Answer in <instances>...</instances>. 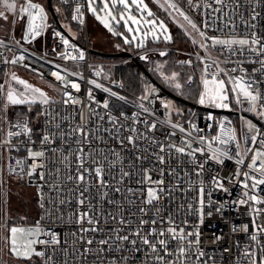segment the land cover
<instances>
[{
	"label": "built area",
	"instance_id": "2783aa9c",
	"mask_svg": "<svg viewBox=\"0 0 264 264\" xmlns=\"http://www.w3.org/2000/svg\"><path fill=\"white\" fill-rule=\"evenodd\" d=\"M91 1L59 0L56 7L53 5L59 23L49 12L46 0L31 1L44 9L40 35L33 38L28 33L29 16L25 12L20 31L13 29L9 36L0 34V68L7 77L12 68L18 67L59 88L56 98L48 104L40 103L36 124L29 116L4 117L6 90L0 89V185L8 178L23 179L34 188L37 202L34 220L0 224L6 230L24 229L23 235L32 243L13 245L5 237L6 247L11 251L15 247L21 254L31 252L39 264H160L155 257L164 255L163 250L153 253L139 241L137 246L117 241L113 229L129 235L130 240L138 239L132 235L138 227L144 230L143 235L153 227H168L167 218L171 217L173 226L193 235L185 241L164 237L169 241L168 251H177L179 246L187 248L186 256L180 259L176 255L165 257L168 264H264V185L253 187L252 179H264V170L250 167L253 157L257 169L264 161V155H257L264 153V116L260 115L264 112V0H152L183 32L179 19L192 27L185 16L197 26L192 27L198 38H190L194 47L190 54L200 67V87L192 106H177L173 91L193 85L194 75L185 84L178 79L169 87L152 82L145 93L135 94L122 83L126 61L92 58ZM35 23L41 24L39 18ZM254 38L261 43L213 44V39ZM146 50L128 60L140 61V54ZM161 51L164 49H157V54ZM20 56L24 59L19 60ZM146 58L140 62L149 61V53ZM213 75L225 81L228 98L212 102L206 97L200 104L205 92L203 81L211 80ZM231 78L243 85L251 82L249 90L258 94L256 101L245 97ZM209 87L214 88L211 84ZM219 103L228 107H217ZM24 125L31 130L29 133L23 131ZM77 129H83L86 136ZM46 134H55L51 143H42ZM169 145L185 148V153ZM79 148H83L84 167L92 170L83 184L75 179ZM29 149L43 150L45 155L34 161ZM159 157L164 158L163 163ZM34 162L42 166L28 175ZM97 167L102 168L105 186L95 175ZM70 175L72 180L68 179ZM159 180L164 181L163 185L156 183ZM149 188L164 189L154 205L145 203ZM251 196L257 201L250 200ZM81 198L85 200L83 206L78 204ZM141 207L150 209L147 215L139 211ZM156 207L161 208L159 217ZM84 211L98 223H77V213ZM160 217H164V223L159 225L139 224L141 218ZM121 218L126 223L120 224ZM93 226L99 230L81 231L82 227ZM53 235L59 243H49ZM88 239L93 244L88 245ZM102 239L109 244L101 245ZM197 239L199 244L195 243Z\"/></svg>",
	"mask_w": 264,
	"mask_h": 264
},
{
	"label": "rangeland",
	"instance_id": "374dc122",
	"mask_svg": "<svg viewBox=\"0 0 264 264\" xmlns=\"http://www.w3.org/2000/svg\"><path fill=\"white\" fill-rule=\"evenodd\" d=\"M151 1L152 0H150V2ZM7 2L14 3L16 8L10 10L5 6L4 0H0V13H3V16H0V34L5 36H9L11 33H13V29L18 32L22 28L24 12H21L20 9L26 6L27 0H7ZM107 2L109 4L108 9L104 8V0H92L90 2L89 37L92 43V51L110 54L123 48L134 55L135 53L141 52V50H146L142 47L145 46V43L149 39L154 42H158L160 37H162L165 39V41H168L170 39V28H172V23L177 26L172 18L162 11L160 7L156 6L153 1L150 3L148 0H142V2L134 4L132 3V0H127V8L123 4H120L119 0H116L117 3H115V6H113L112 0H107ZM152 4L164 14L159 15V11H156ZM118 6L120 7L119 11H117L116 8ZM93 9H95V11H93ZM149 12H151V15H149ZM129 16L134 17L136 22H133V20L129 19ZM121 17H123V19ZM179 21L185 30L184 34L187 37L196 40L198 38L197 32L188 24H186L183 19H179ZM161 24L163 27H161ZM117 26L123 27V31L120 33L117 32ZM129 29H131V31ZM157 49H164V51H161V53L164 54L165 51H167L166 47H152L150 50H146L145 53L140 54V61H145L148 53L149 58L151 60H155L156 56H160L157 54ZM96 57L100 61H126L125 65H127L128 62H133L124 57L116 59H106L99 56ZM163 66L164 63L157 64V67L162 68ZM160 74L162 81L168 87L179 79L177 72H160ZM174 74L175 78L173 79L172 77ZM13 75H15L19 80L25 81L28 85H31L32 88L40 89L48 97L49 101L56 98V95L59 91L57 86H54L47 80H44L18 67L12 68L10 70V75L8 77L6 76V80L3 81V87L6 90V95L9 90H12L18 97L20 93H24L27 99L32 100L34 98L36 100L35 103H24L25 105L36 103L42 104V98L39 96V94H34L30 90H26L24 85H21L16 80L12 79ZM197 78L200 80V71ZM24 104H11L7 102L5 96L2 105L4 117L11 119L8 116V108H10L11 105L20 106ZM245 121L247 122V120ZM10 180L13 186L6 184V181L0 185V224H19L32 221V219L30 220L28 217L31 215V213L36 212L34 210V203L36 204V193L34 188L28 185L23 179L11 178ZM18 186H20L19 190H17ZM25 209H27L29 212H27ZM16 228L20 229L19 227ZM5 237L9 238L11 243L14 238L16 245L29 244L30 242L22 232L15 233V236L13 237V234L10 230L0 227V263L31 264L30 260L33 259L32 253L29 252L30 255L25 257L21 253L17 254L16 252L9 250L5 245Z\"/></svg>",
	"mask_w": 264,
	"mask_h": 264
},
{
	"label": "snow or ice",
	"instance_id": "6c2138e0",
	"mask_svg": "<svg viewBox=\"0 0 264 264\" xmlns=\"http://www.w3.org/2000/svg\"><path fill=\"white\" fill-rule=\"evenodd\" d=\"M142 2V0H132V3L136 4V3H140ZM189 2H191V0H189ZM5 6L10 9L13 10L16 8V5L14 3H8L7 0H4ZM116 0H112V4L113 6H115ZM120 4H123L126 8L128 7L127 4V0H119ZM216 3H223V0H216ZM172 8H176L175 4H171L170 5ZM109 4L107 2V0H104V8L108 9ZM21 12H25L28 14L29 16V28H28V33L35 38L36 36L40 35V27H42L43 25V21L45 19L44 16V9L36 4V3H32L31 0H27V4L26 6L22 7ZM178 10V9H177ZM77 11H79L77 9ZM93 11H95V9H93ZM181 15H183V13H180ZM149 15H151V12H149ZM0 16H3V13H0ZM6 18V17H5ZM39 18V20L41 21V24H36L35 21ZM123 19V17H121ZM186 20H188V22L192 25V27L195 29L197 26L196 24L192 23L191 20L188 19L187 16L184 17ZM255 18V17H253ZM75 19V17H74ZM129 19L133 20V22L135 21L134 17L129 16ZM154 23V22H152ZM161 27H163V25L161 24ZM131 31V29H129ZM57 36H60V33H56ZM201 35H203V33H201ZM25 39H28V35L25 36ZM251 42V44H260L261 41L258 38H254L251 39V41L249 39H241V40H216L213 39V44H239V45H248ZM63 43L65 45H67L69 42L67 39L63 40ZM261 54H264V45L261 46ZM161 55H164V53H161ZM75 58V57H73ZM80 58H83V53L80 54ZM19 60H23L24 57L20 56L18 57ZM12 63H16L17 60H13L11 61ZM233 72L236 71V69H232ZM53 75L57 76V79H62V77H60L59 75H57V73H53ZM173 79L175 78V74L172 77ZM13 80H16L19 84L24 85L26 90H30L32 93H38L39 96L42 98V103L43 104H48L49 100L48 97L45 95V93H43L40 89L38 88H32L31 85H28L25 81L23 80H19L15 75H13L12 77ZM231 83H233L236 88H239L245 97L249 98L251 101H256L257 99V95L258 94H253L252 91H250L249 89L251 88V82H249L247 85H243L241 84V81L237 78H231ZM204 84V88H205V92L201 94L200 99H199V103L200 104H204L206 101V97L208 98V100L215 102V100L219 99L220 101H224L227 100V95L225 94L227 89H226V84L224 80H217L216 76L213 75L212 79H204L203 81ZM213 85L214 88H210L209 85ZM177 88H180V84H176L175 85ZM72 87L74 88H78V85L73 84ZM3 86L0 85V89H2ZM236 88H233L232 90L235 91ZM67 95V94H66ZM6 99L7 102L11 103V104H24V103H35L36 100L33 98L32 100L27 99V97L25 96L24 93H20L19 97L14 94V92L12 90H9L7 92L6 95ZM67 102V101H66ZM217 107H228L227 104L224 103H219L216 104ZM261 116H264V112L260 113ZM20 125H17V127H19ZM251 127V125H249ZM56 127L58 128L59 125H56ZM175 127V126H174ZM151 128L154 129L155 128V124L151 125ZM183 130V129H181ZM23 131L25 133H29L31 130L27 128L26 125H24L23 127ZM77 131H79L81 134H84L86 136V134L84 133L83 129H77ZM20 132H17L16 135H20ZM12 133H9V136H11ZM55 135V134H46L42 137V143H51L52 139L51 136ZM231 138V137H230ZM129 142H132V138L129 137ZM216 139H219V137H216ZM253 140H255V137H252ZM222 143L225 141H221ZM189 147H191V145H188ZM169 147L175 148L176 152L178 153H185V148L182 147H177L175 145H169ZM163 151V148L161 149ZM56 151V150H53ZM78 152L80 153V155H77V161H78V169H77V175L75 176V179L78 183L83 184L86 182V174H90L92 170L84 167V160H83V148H79ZM45 155V152L43 150L41 151H32L29 149V156L36 161L37 158L43 157ZM189 155H192V153H189ZM257 155H264V153H257ZM66 159V157H65ZM159 160L161 163L164 162V158L163 157H159ZM18 163H20L18 161ZM256 164H257V160L256 157H253L252 159V164L250 165V167L256 169L257 171H262L264 170V161H262L259 165V168H256ZM38 166H42V165H38L37 163H33L32 165V169L31 171H29L28 175H32L36 168ZM96 177L99 178V183L101 184V186H105V181L103 180V176H102V168L101 167H97L94 170ZM262 174H264V171H262ZM123 175H128V173H123ZM245 177L248 176L247 173L244 174ZM41 178L43 179V174H41ZM69 180H72L73 177L70 175L68 176ZM149 180H151V177H148ZM254 183H253V187H255L256 185H264V179H257L255 177H252ZM156 183L158 185H163L164 181L163 180H159L156 181ZM245 187H248L247 184L244 185ZM117 191H119V189H116ZM85 191H87V189H85ZM164 191L163 188H159V189H153V188H149L148 192H147V199L145 201L146 204L148 205H154L155 202L159 201L160 199V193H162ZM203 192V190L201 189V193ZM84 193L81 192L80 196L83 197ZM250 200L252 201H257V197L256 196H251L249 197ZM61 204L65 203V201L61 200L60 201ZM204 203L203 199H200V204L202 205ZM241 203H244V201H241ZM78 204L83 206L85 204V200L83 198L78 200ZM43 206V205H41ZM139 211L144 214L147 215L148 212L150 211V209H145L143 207H141L139 209ZM155 212L157 214V216L159 217L160 212H161V208L160 207H156L155 208ZM167 222H168V227L166 228H160L159 230H157V228L153 227L150 228L145 234L142 235V232H144L143 229L141 228H137V230L132 233V235L136 236L138 239H131L129 235L125 234V235H120V230L119 229H113V231L116 233L115 239L117 241L120 242H129L131 243L133 246H137L138 245V241L140 243H142L143 245L147 246L148 249L151 250V252L153 253H158L161 250H163L164 255H157L155 257V260L159 261L160 264H168V261L165 259V257H171L173 255L177 256V259H180L181 257L186 256L187 253V248L183 247V246H179L177 251H168V239H165L164 237H169L171 240H175V241H185L187 236H191L193 235L192 233H185L183 228L177 229V227L173 226V221L171 219V217L167 218ZM77 223L83 225V224H88V225H95L96 223H98V221L95 220L94 217H92L89 212L84 211V212H78L77 213ZM120 224H124L126 223V221L121 218L119 221ZM161 223H164V217H160L159 219H151V220H144L143 218L140 219L139 224L140 225H144V224H150V225H159ZM99 229L95 226L93 227H89V228H83L81 229V231L83 232H96ZM11 233L13 234V237L15 236V233L17 232H24V229H17L15 227L11 228ZM31 231V230H29ZM36 231H39V229L37 228ZM155 237L156 240L155 242H153L152 239H150L149 237ZM198 236V233H197ZM253 240H256V236L253 235L252 236ZM13 245H15V239L13 238L12 240ZM29 243H32V241H30ZM40 243H45V241H40ZM49 243H59V240L55 238V236L53 235V239L51 241H49ZM86 243L88 245L93 244V240L88 239L86 241ZM99 243L101 245H108L109 241L102 239L99 241ZM191 241L188 242L189 245H191ZM196 244H199V239H197L195 241ZM14 252H17V254H20L17 249L15 247H13L12 249ZM137 251H139V247L136 248ZM85 251H90V249H85ZM101 252L104 251L103 248L100 249ZM36 255H43V253L37 252L35 253ZM23 255L25 257H28L30 255V253L26 250L24 251ZM200 256H203L204 253L200 252L199 253Z\"/></svg>",
	"mask_w": 264,
	"mask_h": 264
},
{
	"label": "trees",
	"instance_id": "16d2710c",
	"mask_svg": "<svg viewBox=\"0 0 264 264\" xmlns=\"http://www.w3.org/2000/svg\"><path fill=\"white\" fill-rule=\"evenodd\" d=\"M43 1L44 0H40L39 2L43 3ZM148 1L150 2V0ZM179 1L183 2V0ZM52 3L56 7L59 3V0H52ZM153 6L156 11H159V15L164 14L155 5ZM116 8L117 11H119L120 7L118 6ZM170 29V39L168 41H165V39L162 37H160L158 42H154L149 39L145 43V46L142 47L143 49H149L152 47H166L167 51H165L164 56L159 54L160 56H156L155 60H151L149 58V61L143 62L142 64L145 70L135 62H128L127 65L123 66L121 71L123 86L127 91L140 94L145 93L146 89L151 85L152 82H156L161 86L166 85L160 77V72H177L179 80L184 82L183 84H185V80H187L189 76L194 75L195 81L193 85L189 87L185 86L181 90H174L173 95L189 102L195 101L200 87V82L197 78L200 69L196 58L190 54L194 51V47L192 45L191 39L187 37L180 28L172 23V28ZM116 30L120 33L123 31V27L117 26ZM128 35L130 36L129 33ZM92 58L94 60H98L96 55H92ZM158 63H164V66L162 68L157 67ZM4 80H6L5 71L3 68H0V84L3 83ZM176 104L177 106H182V104L178 101H176ZM27 105H9L10 108H8V116L10 118L17 116H29L33 124H36L39 119L40 103ZM30 261L31 264H39V262L35 259Z\"/></svg>",
	"mask_w": 264,
	"mask_h": 264
},
{
	"label": "water",
	"instance_id": "95a60500",
	"mask_svg": "<svg viewBox=\"0 0 264 264\" xmlns=\"http://www.w3.org/2000/svg\"><path fill=\"white\" fill-rule=\"evenodd\" d=\"M117 3V2H116ZM46 4H47V7H48V10L49 12L51 13L53 19L59 23V19H58V16L54 10V7H53V3H52V0H46ZM92 53L96 56H99V57H102V58H106V59H116V58H121V57H124V58H131L133 55L126 49H120L119 51L117 52H114V53H110V54H105V53H102V52H97V51H92ZM147 59V58H146ZM133 61L138 64L140 67H142L144 69V66L143 64L136 58L133 59ZM146 61V60H145ZM145 70V69H144ZM155 84H157L156 82H153ZM174 100L182 103V104H185V105H189V106H192L193 104L187 100H184L182 98H178L177 96H173Z\"/></svg>",
	"mask_w": 264,
	"mask_h": 264
},
{
	"label": "crops",
	"instance_id": "0c3cea01",
	"mask_svg": "<svg viewBox=\"0 0 264 264\" xmlns=\"http://www.w3.org/2000/svg\"><path fill=\"white\" fill-rule=\"evenodd\" d=\"M11 178H8V179H6L5 181H6V184H9V185H11V186H13V184L10 182L11 180H10ZM29 185V184H28ZM19 187L20 186H18L17 188V190H19ZM35 197H36V194H35ZM35 200H36V198H35ZM34 206H35V208H34V210L36 211V212H33V213H31V215H29V217H28V219H32V220H34L35 218H36V216H37V202H36V204L34 203ZM33 209V208H32ZM27 212H29L27 209H25Z\"/></svg>",
	"mask_w": 264,
	"mask_h": 264
}]
</instances>
